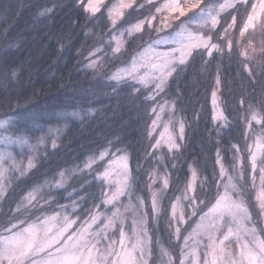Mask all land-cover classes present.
<instances>
[{"label": "snow or ice", "instance_id": "6c2138e0", "mask_svg": "<svg viewBox=\"0 0 264 264\" xmlns=\"http://www.w3.org/2000/svg\"><path fill=\"white\" fill-rule=\"evenodd\" d=\"M76 2L87 18L106 15L112 29L123 22L129 33L143 32L157 23L167 29L172 26L173 19L180 21L181 17L194 14L195 27L181 22L174 33L142 44L132 60L111 77L117 85L113 93L125 82L134 85L130 95L147 92L143 98L150 102L149 113L153 118L146 134L154 142L150 144L152 151L145 154L156 159L158 164L164 157L157 156L156 150L166 146L173 157L171 167L176 168L175 157L184 145L189 122L177 115L181 112L177 97L169 99L165 90L177 69L186 67L194 54L201 57V70L210 72L213 80V124H229L221 106L223 65L216 58H227L231 62L235 56L238 74L246 73L248 80L253 82L258 74L264 73V0H165L148 16L139 11L143 6L138 5V0ZM40 14H45V10ZM113 42L114 50L125 45L121 35L111 36L110 43ZM161 45L167 47L162 49ZM101 51L95 48L88 54L89 69L94 70L95 57ZM214 61L212 73L210 66ZM253 91L255 99L247 89L237 98V116L242 125L239 141L227 149L232 153L230 162L225 157L220 128H216V136L207 130L209 143L215 144L211 177L203 175L194 159L188 163L182 187L173 188L172 173L152 167L144 185L148 195L142 197L133 192L136 178L129 166L130 153L126 148L113 150L109 141L107 147L67 170L86 173L98 183V195L93 197L87 211L79 208L80 201L90 195L83 191V185L67 194L69 204L49 200L42 205L40 188H30L19 200H13L17 210L10 207V215L0 221V264H264V230L252 223L247 202L251 197L256 207L264 212V88ZM73 115L79 116L78 113ZM164 115L167 120L161 124ZM199 116L200 113H196L194 117L199 120ZM11 127L10 118L0 119V200L9 198L8 189L11 180L18 178L17 173L23 177L35 167L34 155L26 156L25 163L9 150L20 144L35 151L25 135H5ZM161 127L162 131L154 136ZM51 131L49 129L48 134ZM48 134L41 135L37 143H45ZM52 147H55L54 142ZM57 175L61 179L57 180ZM57 175L48 182V187L63 190L65 173ZM209 179L212 190L206 191ZM169 191L172 195L164 207L162 201ZM121 197H127V202L117 206ZM22 205L42 206L45 212L52 214L36 220L25 219L19 211ZM69 208L72 209L71 217L67 212ZM161 213L165 218L167 244L150 228V224L159 223ZM56 221L62 224L53 231ZM73 225L77 227L69 231Z\"/></svg>", "mask_w": 264, "mask_h": 264}, {"label": "trees", "instance_id": "16d2710c", "mask_svg": "<svg viewBox=\"0 0 264 264\" xmlns=\"http://www.w3.org/2000/svg\"><path fill=\"white\" fill-rule=\"evenodd\" d=\"M154 2L156 3L155 0ZM157 5L159 6V4ZM49 9H51L50 12H48ZM41 10H45V14L41 15ZM139 11L144 12L143 9ZM136 15L137 13H133V16ZM192 17L193 13H189L187 16L181 17L180 21L173 19L172 25L175 26L183 21L189 23L187 20ZM86 18L87 14L84 13L82 6L77 5L76 0H0V69L16 64L21 65L24 69L22 82L28 89L25 95L18 98V102L15 97L12 98V103H8L9 97L0 98V119L10 118L12 127L9 133L25 135L28 144L35 146V151L28 145L25 146L29 150L24 149L23 159L29 154L35 157L43 155L47 147L51 159L46 164L42 162V165L38 166L40 173L45 172L49 167L56 168L66 165L74 167L89 155L107 147L111 141L113 150L126 148L130 153L129 166L133 177L136 178L134 187H138L143 176L135 172L134 165L143 159L144 151H152L150 144L154 142L146 134L147 127L153 118L149 113L150 102H146L143 98L147 92L132 97L129 95L131 89L127 85H122L116 93L109 89L110 95L101 96L98 100L93 99L90 82L80 75L83 71L80 61L82 56H87V52L84 49H81V52H76V49L81 48V45L85 48L90 46L91 41H85L81 32L72 41L69 48L65 49V55L59 53L55 43L56 40H63L70 33L78 31L79 23H83ZM95 20L96 17L91 18L89 24L91 25ZM74 22H76V27L73 26ZM121 25L125 24L122 22ZM105 28L106 26L101 23L98 30L103 31ZM257 39H259L258 31ZM111 44L114 46V42ZM216 59H219L223 65L224 85L220 89L223 101L221 106L225 109V115L228 116L229 123H231L234 119L232 105H237V98L242 94L239 88L242 84L246 85L248 77L243 72L238 74L239 64L235 56L231 62L227 58L217 57ZM214 63L215 61L210 66L212 73L215 71ZM177 72L181 74L179 76L177 73L174 74L168 83L165 94L169 99L177 97V105L181 109L177 115L185 117L189 122L185 141L182 142L185 144V147L181 149L183 163L176 160V165L179 168L173 169L171 167L173 157L165 148L162 153L156 150L157 156L164 157L162 163L158 164L157 160L151 156L147 160L141 161L146 167H156L161 171L171 172L173 188H176L177 184L182 187L188 174V163L194 159L202 168L204 175L211 177L215 162V144L209 143L208 131H211L212 136H216L217 127L220 128V139L225 149L226 160L230 162L232 153L227 149L230 144L239 141L240 126L242 125V121L237 120L230 128L225 129L221 124L211 122L210 96L213 80L210 75H207L208 72L201 70L199 55L194 54L192 61L186 67L182 66L177 69ZM253 99H255L254 94ZM74 101L97 108V112L88 121L85 129L76 131L74 128L70 137L63 138L64 146L62 148L52 150L49 141L46 140L45 143L38 144L36 140L27 135L29 131L35 129H42L37 135H45L50 127L52 130L50 135L58 143V138L63 135V126L45 122L51 118L50 110L53 106L70 105ZM33 104L35 106L30 107ZM73 113L71 111L61 113L58 119L60 121H75L80 118L74 116ZM196 113H200L199 120L194 117ZM82 115L83 113H79V116ZM257 131H259L258 126ZM69 139L71 143L68 142ZM36 171L33 169L29 172L28 177H31L32 173ZM16 175L18 178L11 180V187L8 189L13 200L18 195L25 193L26 190L22 185L32 183L28 177L19 181L21 177L18 173ZM76 175L79 173L65 170L64 187L68 189V193L73 192V188L68 186L72 183L71 177ZM56 179L59 180L61 177L57 175ZM85 180L87 183H84ZM79 185H83V191L90 195L98 193V183L90 175H86L78 181L77 188L80 189ZM141 187L142 190L136 194L145 197L147 190L143 185ZM42 191H47V186ZM171 195V191L165 194L162 201L164 207L167 206L168 197ZM176 195L179 193L177 192ZM92 199H89V196L86 197L85 200L88 203L85 204V207L91 206ZM59 203H70L67 194L59 199ZM41 204L43 205V201ZM11 207L15 208V203H11ZM4 211L10 215L8 207H5ZM77 212H79V208ZM45 213H51V211L44 212L43 215ZM33 218L36 219V217ZM150 228L154 230L155 236L167 244L168 236L165 231L163 213H161L159 223L150 224Z\"/></svg>", "mask_w": 264, "mask_h": 264}, {"label": "clouds", "instance_id": "9594fccd", "mask_svg": "<svg viewBox=\"0 0 264 264\" xmlns=\"http://www.w3.org/2000/svg\"><path fill=\"white\" fill-rule=\"evenodd\" d=\"M138 5L143 6V14L144 16L151 15L155 12V8L159 7L157 3L153 2L149 3V0H138ZM240 11L243 12V7L240 8ZM91 18H86L83 23H79L78 28L79 30L70 33L68 36L64 37L63 40H56L55 43L58 46L59 53L61 55H65V49L69 48V45L72 44V41L76 39L77 35H79L81 32L83 33V39L85 41H91L90 46L81 45V48L79 49V52H81V49H84L88 54L95 48H100L102 51L99 53L98 56L95 57V68L89 69L87 67L89 61L87 59V56H82V59L80 61L81 67H83V71L81 72V76L86 81H89L90 87L92 89L91 96L93 99L98 100L101 96H107L111 93L108 91L109 89H113L114 87H117V85L112 81L111 77L113 74L117 71V69L121 68L120 65H127L133 58V56L136 54L137 50L140 48V46L144 43H148L149 41H154L157 39H160L166 35H168V30L173 27V25L170 28L164 29L161 28L159 23L156 24L154 28L148 27L145 28L143 32H131L129 33L127 31V25H119L115 29H112L111 22L108 20L106 15H98L96 17V20L90 25L89 20ZM103 24L106 26V28L103 31L98 30L100 24ZM74 27H76V22H74ZM113 35H121L125 45L120 50H114V47L110 43V37ZM61 45L63 46V49L61 50ZM226 59V58H225ZM179 69V68H178ZM24 69L21 67V65L16 64L11 67L0 69V98L3 97H9L8 103H12V98L15 97L17 102L18 98L20 96H23L27 93L28 89L24 86L22 82V73ZM79 71V69H77ZM183 70L181 69V72ZM177 76H179L181 73L176 72ZM207 75H211L210 72L207 73ZM122 85H127L131 90L134 87V85L130 82H125L121 85H119V88ZM261 88H264V73H260L257 75L255 82L247 80L246 85L239 88V91L241 93L244 92L245 89L250 90L249 93H252V95H255V92L253 90L259 91ZM231 91V89H229ZM131 93V92H130ZM129 93V95H130ZM134 97L135 95H130ZM146 101V100H145ZM148 102V101H146ZM35 105H31L30 107H34ZM234 109V119L231 123L227 124V126H224V128H230L238 119L237 113L239 109L236 107V105H232ZM51 118L48 119L45 123L46 124H58L63 126V135H61L57 143L56 140L52 139L51 135L49 133V129L47 130V136L46 140L51 143V149L57 150L64 146L63 144V138L70 137V134L72 133L73 129L75 128L76 131H81L85 129L86 125L88 124V121L92 119V117L96 114L97 108L86 106L85 104L80 103L79 101H74L70 105H55L51 108ZM68 111L74 112V113H83L82 116H78L80 118H77L75 121L71 120H64L60 121L58 118L60 117L61 113H67ZM39 131H42V129H35L32 131H29L27 135L36 140L41 136L37 135ZM55 143V147H52V143ZM71 143V140L68 141ZM185 147V144L183 145ZM146 151L143 153V159L147 160L148 156L145 154ZM183 157L182 153L177 154L175 157V160H179L181 163H183ZM51 159V156L49 155V152L47 150V147L45 148V154L40 155L39 157H36L35 160V167L33 169H36V172L32 173L31 177H28V174L21 177L19 181L22 180V178L28 177L32 183L28 185H22L24 190H28L30 188H40L43 189L45 186H47V191H41L40 197L41 201L47 202L49 200H57L61 197H63L65 194H68V189L64 188L63 190H56L54 187L49 188L48 182L50 181V178H53L55 175L64 172L65 170H70L73 168L71 165H66L63 167H56L51 168L49 167L45 172L40 173L39 167L42 165V162L44 164L47 163V161ZM140 160L138 163L134 165L135 172L137 174H142L143 180L140 183L138 187H134L133 192L134 194L140 192L142 190V185L144 186L147 183V180L145 177L147 176V173L149 171V167L144 166ZM179 167L176 165L175 169H178ZM202 173L204 175V172L202 170ZM86 173H82L76 176L71 177L72 183L68 186L73 189H79L78 181L81 180L84 176H86ZM84 183H87L85 180ZM80 187L82 185H79ZM181 185L177 184L176 188H179ZM18 187V186H17ZM21 187V186H20ZM211 189V180L207 182L206 191H210ZM98 195V193H92L89 195V199H92L94 196ZM22 195H18L16 200H19V198ZM201 196H203V193H201ZM145 197H147V192H145ZM13 202L12 196L9 194L8 199L0 200V221L4 220L5 217L8 216V213L4 211L5 207H8L10 209L11 203ZM248 205L250 207L251 213H252V223L260 230H264V212H261L255 205L254 200L251 199V197H248ZM87 200L80 201L79 208L83 209L84 211H87L89 206L85 207V204H87ZM91 207V206H90ZM11 209L13 211H16V203L15 208ZM21 213L24 214V218H33V217H39L37 214L43 215L45 212V209L42 206L38 205H22L19 209ZM79 214H83L82 212ZM75 218V217H74ZM62 222V221H61Z\"/></svg>", "mask_w": 264, "mask_h": 264}, {"label": "rangeland", "instance_id": "374dc122", "mask_svg": "<svg viewBox=\"0 0 264 264\" xmlns=\"http://www.w3.org/2000/svg\"><path fill=\"white\" fill-rule=\"evenodd\" d=\"M156 1V3L157 4H159V6L160 5H162L163 3H165V0H155ZM164 15H167V13H165ZM186 19H187V17H186ZM189 23H186L185 21H183V23H185V24H188V25H190V26H192V27H194V26H196V20H195V18H194V14H193V17L192 18H189V20H187ZM181 22H179V23H177V24H175V26H173L172 28H170L169 30H168V35L169 34H172V33H174L176 30H177V26L180 24ZM162 49H164V48H166L167 47V45H161L160 46ZM125 65H120V67L122 68V67H124ZM159 99V98H158ZM210 103H211V96H210ZM212 106V105H211ZM167 120V115H164L163 117H162V121H161V124L164 122V121H166ZM159 131H162V127L161 128H158L157 129V133H154V136H156V135H158V133H159ZM5 135H11V133H9V132H7V133H4ZM25 146L26 145H24V146H21L20 144H15V145H13L9 150L10 151H12L13 152V154L14 155H16V157H17V159L18 160H25V158L23 159V155H24V149H26L25 148ZM167 149L166 148V146H163L161 149H158L157 151H159L160 153H162V151H165V150H163V149ZM26 150H29V148H27ZM18 153H17V152ZM25 163H26V160H25ZM10 176H11V174H9ZM138 195V194H137ZM126 203L127 202V197H121L120 198V200L119 201H117L116 203H117V206H119V204L120 203ZM149 203H150V200H149ZM110 207V206H109ZM102 211H103V209H101ZM67 212H68V215L71 217L72 216V210H67ZM52 213H45V215H51ZM33 220H36L35 218H32ZM129 223H130V220H129ZM61 224H62V222L61 221H56V222H54L53 223V231H55V229L57 228V227H60L61 226ZM77 227V225H73V228L72 229H69V231H72L73 229H75ZM126 231L128 230L127 229V226H126V229H125ZM67 234V233H66ZM104 243H107V241H104Z\"/></svg>", "mask_w": 264, "mask_h": 264}]
</instances>
